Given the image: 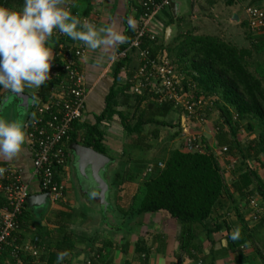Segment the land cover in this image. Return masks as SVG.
Masks as SVG:
<instances>
[{
  "label": "trees",
  "instance_id": "obj_1",
  "mask_svg": "<svg viewBox=\"0 0 264 264\" xmlns=\"http://www.w3.org/2000/svg\"><path fill=\"white\" fill-rule=\"evenodd\" d=\"M75 1L70 5L72 13L80 19L87 17L90 12L88 0ZM206 1L211 6L215 0ZM232 1L225 0V4H230ZM11 3L23 6V0H0V6L3 7L8 8ZM83 4L85 7L82 6ZM246 5H258V1L249 0ZM136 8L139 19L142 13L139 0ZM167 11L166 25L168 27L175 18L180 20V17L178 9L175 13L169 9ZM242 24L246 29L244 37L248 43L241 47L216 35H195L189 32L171 38V42L178 41L173 50L166 44L163 37L144 40L142 47H147L152 55L164 51L171 64L179 70L183 66L185 75L195 81L197 88L195 94L203 93L206 97H213L202 109L208 117L212 113L217 116V120L213 122L217 150L225 147L224 156H240L244 159L245 152L248 153V150L255 153L254 156H257L259 152L264 153V88L259 78L249 69L257 63L258 59L264 61V27L252 33L254 31L248 29L246 19L242 20ZM123 33L127 37V42L121 44L118 50L125 48L133 38V30L128 25H125ZM51 39L56 46L64 40L75 42L67 36L58 37L55 30ZM172 54L174 59L171 57ZM56 61L57 59L54 58L52 66ZM259 63L260 61L258 65ZM129 64V58H122L113 64L110 70L112 84L104 98L102 111L93 116V121H81L82 118L73 121L65 145L67 148L69 143L76 142L92 147L100 154L110 156L104 145L106 131L100 125L105 122L111 123L112 119L117 117L125 138L130 141L129 150L122 148L119 158L125 157L124 160L121 159L124 162L133 160L134 165L132 168L126 167L123 170L112 171V188L118 189L120 183L124 181L137 183L131 203L120 217L121 225L118 224V230L129 229L132 219L138 215L165 211L178 224V251L191 258L192 252L196 254L200 249L199 243L202 239L209 238L211 232L219 230L217 225L214 229L207 227L206 221L221 196H226L234 202L235 198L230 191L238 193L239 199L256 193L264 201V182L254 171L245 170L243 165H236L233 162L232 165L229 164L228 169L231 177L236 179L231 186L227 185L223 166L225 161L217 159V150L210 149L202 136L200 137L206 152L187 151L184 147L185 137H179L180 121H178L179 124H173L166 120L169 114L172 118L174 115L179 116V110L172 103L157 102L153 93L146 87L142 88L141 93L135 94L130 91L129 82H117L116 78L121 73V67ZM51 69L56 76L51 75L50 79L41 86L39 98L43 101L49 97L51 87L57 85L64 75L59 65ZM126 74L131 76L133 71L127 70ZM208 117L204 123L207 122ZM150 126H154L153 129H149ZM163 127H173L176 130L173 134L179 137V145L172 148L165 159L152 162L153 169L142 175L148 163L141 162L135 165L139 163L136 160L143 158V154L151 149L150 141L161 139L162 131L160 130ZM243 130L248 135L245 145L237 138V133ZM255 130L257 132H254ZM250 134L253 136L250 137ZM132 149L138 150L140 155L138 157L133 155ZM67 161L68 158L66 163ZM158 162H162L163 167H157ZM56 180H59L57 176ZM22 218L21 216L20 222ZM56 226L57 231L63 232L66 228L65 224L61 223H57ZM235 231L226 233L225 249L227 250L239 248L248 242L247 236L242 231H239V237L233 240L231 237ZM196 241L198 245L195 244ZM69 242L70 238L67 235L60 239L58 237L54 250L63 251L62 246ZM128 244V242L123 244L125 249ZM133 246L139 263L147 264L150 247H147L140 239ZM256 252L264 264V250L256 249ZM57 255H59L58 252L50 250L45 256V263L52 264ZM6 256L7 252L0 254V264H4Z\"/></svg>",
  "mask_w": 264,
  "mask_h": 264
},
{
  "label": "crops",
  "instance_id": "obj_2",
  "mask_svg": "<svg viewBox=\"0 0 264 264\" xmlns=\"http://www.w3.org/2000/svg\"><path fill=\"white\" fill-rule=\"evenodd\" d=\"M74 1L71 0L70 5ZM247 1L249 0H233L232 3L223 5L229 9L226 17L230 22L240 23L245 19L243 3ZM257 1L259 6L264 7V0ZM88 2L90 3V12L87 17H83L81 20L86 19L93 23L97 29L112 27L124 34L125 25H128L130 18L135 23L138 21L136 8L138 0H88ZM82 6L85 7L84 4ZM8 8L19 10L21 6L11 3ZM240 9L241 15L238 14ZM163 18L161 15L160 20L157 19L152 22V29L155 32L162 28H160L161 24L164 25L167 22V19ZM162 21L164 22L161 23ZM168 27L170 28L169 37L172 34L171 24ZM163 38L167 40L164 35ZM73 43L85 48V56L80 64L85 75L88 93L81 121H93V116L102 111L104 98L112 84L110 67L116 48L91 50L80 41ZM50 45L53 56H55L57 46L52 39ZM132 58V65H135L134 57ZM259 61L260 65H258ZM52 67H50V71ZM249 69L259 78L264 88V61L258 59L257 63L250 66ZM55 87V85L51 87V90ZM40 91L41 87L40 89H26L21 93L26 97V104H23L19 94L0 89V118L8 121L17 119L25 121L33 105L32 96L35 94L39 98ZM170 116L169 114L166 120ZM176 116L178 115H174V118ZM215 118L217 116L214 113L210 114L207 122L200 129L204 142L212 150H217L213 131ZM177 119L180 121L181 132H184L181 134L183 137L185 125L180 116ZM186 130L188 131V129ZM115 132L118 133L117 139L122 134L125 138L121 125L114 121L109 132H106L104 141L110 155L108 157L112 160L103 176L108 185L106 207L101 203L98 191L91 183L85 181L83 185L80 184L75 169H72L73 174L70 175L71 169L67 161L68 163L61 169L58 176L64 185V197L56 203L47 199L45 203L32 207H28L26 204L25 211L23 210L21 215L23 218L19 230L15 234L16 242L31 247L37 245V248L33 249H37L38 256H40L39 260H31L29 254L24 255L23 260L26 264H46L45 256L50 250L58 252V254L66 253L62 260H59L57 255L52 264H140L133 246L138 239L143 240L144 244L150 247L147 264H263L256 249L264 250V226L250 219V209L246 198L239 199L238 193L233 191L230 192L233 193L235 201H231L226 196H221L220 201L214 206L211 216L206 221L207 224H211L210 226L206 225L207 227L214 229L217 225L219 230L211 232L209 238L204 237L199 243L200 249L196 254L192 252L193 257L191 258L178 251V224L165 211L144 213L141 220L139 216H136V219H132L129 229L118 230V224L121 225L120 217L128 209L136 192L137 183L124 181L120 183L118 189L112 188V171L123 170L126 167L132 168L131 165L133 164V160L124 162L121 159L125 157L119 158V155L122 154V148L119 151L115 148ZM252 136L253 134H250V137ZM246 139H248V135ZM245 142L246 140L244 145ZM136 151L133 153L140 155V152ZM69 154L72 158L73 155L68 148V157H70ZM246 155L248 156L244 159L240 156H224L223 166L227 185L231 186L233 180L236 179V177H231L228 169L229 164L232 165L233 162L236 165H243L245 170L254 171L264 182V153L259 152L257 156H254L256 154L248 150ZM120 163L121 166L119 167ZM3 164H8L22 181L27 182L29 196L42 193L37 177L32 174V155L26 141L13 160L0 158V165ZM253 195L262 201L264 208V201L260 195L256 193ZM209 219L213 221L211 222ZM57 223L65 224L66 228L63 232L57 231ZM237 229L247 236L248 242L239 248L225 249L226 233ZM66 235L69 236L70 242L62 246L63 251L54 250L57 238L60 239ZM34 237L39 238L42 242L34 243L32 241ZM125 242L129 243L126 249L123 246ZM195 244L198 245V241Z\"/></svg>",
  "mask_w": 264,
  "mask_h": 264
},
{
  "label": "built area",
  "instance_id": "obj_3",
  "mask_svg": "<svg viewBox=\"0 0 264 264\" xmlns=\"http://www.w3.org/2000/svg\"><path fill=\"white\" fill-rule=\"evenodd\" d=\"M173 2L174 0H139L142 13L136 21L133 38L125 48L118 50L119 45L115 49L111 67L120 59L129 58L130 64L121 67L117 82H129L130 91L135 94L141 93L142 88L146 87L153 93L157 102L172 103L179 110L178 114L185 125V149L205 153L200 129L208 114L202 108L213 97H206L203 93L195 94V81L179 72L164 51L152 55L147 47H142L144 40H154L158 37L152 29V22L165 9L171 10ZM245 13L251 31L258 32L264 27V7L246 6ZM57 35L65 36L58 32ZM84 56V47L67 40L59 42L54 56L57 61L53 67L55 69L59 65L64 75L55 85V89L50 90L47 100L39 98L38 104L33 103L24 121L26 142L32 155V174L37 177L41 192L47 193V199L52 203L64 197V185L60 180H56V176H59L60 168L66 165V150L69 147L66 148L65 142L72 122L82 118L85 108L88 89L80 64ZM132 57L135 65H132ZM127 70L133 71V74L127 76ZM50 75L56 76L53 69ZM225 151V147L217 150L219 161H225ZM153 167L154 165H149L145 173L150 172ZM157 167H163V163L158 162ZM0 168L5 169L0 175V254L7 252L4 264H26L23 258L27 254L31 260H39L37 249H33L37 248V245L31 247L17 243L15 236L29 196V185L22 181L8 164L0 165ZM245 198L250 209V219L264 226V208L257 197L248 195ZM32 241L36 244L42 242L37 237Z\"/></svg>",
  "mask_w": 264,
  "mask_h": 264
},
{
  "label": "clouds",
  "instance_id": "obj_4",
  "mask_svg": "<svg viewBox=\"0 0 264 264\" xmlns=\"http://www.w3.org/2000/svg\"><path fill=\"white\" fill-rule=\"evenodd\" d=\"M70 3L71 0H23L19 10L0 6V89L21 94L26 89H40L50 79L54 30L91 50L117 48L127 42V37L112 27L97 29L93 23L78 18ZM128 26L134 31L135 21L130 18ZM32 101L38 104V96L33 94ZM25 141L22 119L0 118V158H16ZM4 171L0 168V175ZM238 237L239 229L231 238ZM64 255L59 254L58 259Z\"/></svg>",
  "mask_w": 264,
  "mask_h": 264
},
{
  "label": "rangeland",
  "instance_id": "obj_5",
  "mask_svg": "<svg viewBox=\"0 0 264 264\" xmlns=\"http://www.w3.org/2000/svg\"><path fill=\"white\" fill-rule=\"evenodd\" d=\"M174 2L177 4L178 15L180 17V20L175 18L173 20V22L170 23L171 28H172V34H171V36H169L167 38V40L164 39V41L167 42L166 44H168V46L171 47L172 50L174 49L175 45H177V43H178V41H176V40L171 42V40L173 39L172 37L178 36L179 34L184 35L185 32H187V33L189 32V33H192L195 35H198V34L216 35V36H219L220 38H222L226 41L234 43L235 45H237L239 47H241L243 44L248 43V40L247 39L245 40V37H244L245 36L244 31L246 29H245L244 25L242 24V21H240V23L239 22L238 23H232V22H230L229 19H227L226 16H227V11L229 9L228 8L226 9V5L223 6L225 4V0H215L213 4H215V3L216 4L214 6H209L208 4H210V3H208L206 0H174ZM247 3H248V1L243 3L245 6V7L243 6L244 7V13H245V8L247 6L246 5ZM167 13H168V11H167V9H165V11L159 13V15L156 16L154 21L157 19L160 20L161 15H162V18L164 17L166 20L168 17ZM238 14L241 15V9L238 12ZM245 19H247L246 13H245ZM163 22L164 21H162L161 23H163ZM166 24L167 23H165L164 25L163 24L160 25V28L161 27L162 28L158 32H156L158 38L163 37L164 30L167 27ZM248 29H249V27H248ZM252 33H255V32H252ZM227 38H229L231 40H229ZM245 41H246V43H245ZM171 57L174 59L173 54L171 55ZM177 66H179V65H177ZM181 67L183 68V66H181ZM182 68L180 70L177 68V70L181 71V73L185 74V71H184L185 69L182 70ZM215 120H217V118H215ZM114 121H115V123L116 122L119 123L118 118L114 117L112 119L111 123L105 122V123H102L100 126L103 130H105L106 132H109L110 127ZM167 121L169 123H173V124L176 123L177 124L178 123L177 121H179V120L176 117L175 118L170 117ZM153 127L154 126H150V128L149 127L148 128L153 129ZM177 130H178V128H177ZM160 131H162L161 132V134H162L161 139L150 141L149 143H151V149L148 150L147 152L145 151L146 153L143 154L144 157L136 160V161H139V163H136L135 165L140 164L141 162L146 163V164L148 163V165L145 167V169H146L149 165H153L152 162H154L155 160L160 161L162 159H165V156H167V154L171 151V149L175 148L179 145V142H178L179 137H182L181 134L184 133V132L179 131V137L174 136L175 134H173V133L176 130H174L173 127H163ZM115 136H116L115 148L118 151L120 148H128V150H129L130 141H128L126 138H124L123 134L121 136H119V138L117 139L118 133L115 132ZM246 137H247V133L245 130L239 131V133H237V138L241 142H244L246 140ZM134 151H136V149L131 150V152H134ZM160 154H162L163 156ZM245 154H248V153L245 152ZM133 155H136V154L134 153ZM138 156L139 155L137 154L136 157H138ZM246 156H248V155H245V157ZM250 160H252V159L250 158ZM68 162H69L70 169H71L70 175H72L73 174L72 169L74 170V160H73V157L71 158V155H70V157H68ZM133 165L134 164H132L131 167H133ZM120 166H121V163L119 164V167ZM108 167H109V165L107 166V169H108ZM143 172H145V170H143L142 173ZM138 181L140 182V179H138ZM258 201L262 205V201H260V200H258ZM138 216L140 217V220H141L142 215H138ZM209 221L212 222L213 220L209 219ZM207 225L210 226L211 224H207Z\"/></svg>",
  "mask_w": 264,
  "mask_h": 264
},
{
  "label": "water",
  "instance_id": "obj_6",
  "mask_svg": "<svg viewBox=\"0 0 264 264\" xmlns=\"http://www.w3.org/2000/svg\"><path fill=\"white\" fill-rule=\"evenodd\" d=\"M176 7L177 4L173 2L171 10L174 13L175 10H177ZM169 30V27L165 28V38L168 37ZM18 96H20L22 103L26 104V97L23 94H19ZM68 147L74 158V169L76 171L78 182L82 185L85 181L91 183L97 189L101 203L106 207L108 185L106 184L103 176L104 172L107 170V166L112 162L111 158L98 153L92 147H87L76 142L69 143ZM46 200L47 193L30 195L26 199V204L28 207H32L43 204Z\"/></svg>",
  "mask_w": 264,
  "mask_h": 264
}]
</instances>
